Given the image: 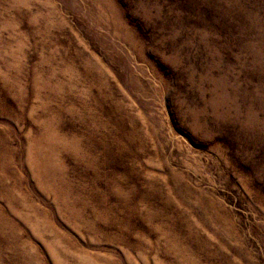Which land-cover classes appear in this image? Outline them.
Instances as JSON below:
<instances>
[{
    "label": "rangeland",
    "instance_id": "obj_1",
    "mask_svg": "<svg viewBox=\"0 0 264 264\" xmlns=\"http://www.w3.org/2000/svg\"><path fill=\"white\" fill-rule=\"evenodd\" d=\"M0 264H264V0H0Z\"/></svg>",
    "mask_w": 264,
    "mask_h": 264
}]
</instances>
